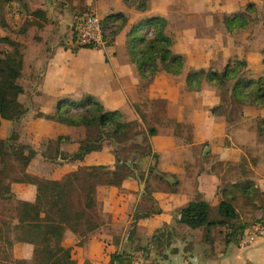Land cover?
I'll list each match as a JSON object with an SVG mask.
<instances>
[{
	"label": "trees",
	"instance_id": "1",
	"mask_svg": "<svg viewBox=\"0 0 264 264\" xmlns=\"http://www.w3.org/2000/svg\"><path fill=\"white\" fill-rule=\"evenodd\" d=\"M147 0H123L128 8L137 11L146 9ZM15 2L19 8L27 6V0H0V5ZM77 15V18L89 13ZM37 14V13H36ZM259 23L264 31V8L258 15L256 5L249 2L237 12L224 16L223 24L231 36L242 33L250 24ZM127 18L122 13L105 16L101 28L105 46H113L115 37L125 28ZM167 22L158 16H146L132 24L125 36V46L129 61L135 67L141 79L140 88H148L157 73L164 72L170 76H181L185 71V56L174 54L171 50L172 38L166 33ZM73 30V28H72ZM75 40V33H73ZM0 42L7 46L0 52V128L2 121L12 124L20 123L29 109L19 97L26 91L21 83L24 68L23 45L14 39L1 37ZM77 45V44H76ZM70 49L73 53L81 48L97 49L92 46L77 45ZM264 54V50L262 51ZM264 66V57L261 60ZM185 84L189 91L199 92L204 85L216 89L221 98L227 101L228 109L223 104L213 107L214 116H224L226 122L233 124L234 112L241 114L244 108L264 106V70L253 76L247 69L244 60L236 57L227 60L220 70H191L186 73ZM160 104L158 101L140 100L133 108L140 121L124 122L117 111H106L92 96L80 101L63 98L56 102L51 114L38 113L36 116L71 129L83 132L82 136L58 135L48 139L43 149L37 152L31 145L20 141L18 131L11 128L5 138H0V201L1 206L14 203V215L0 218V239L7 247L14 243L31 247L30 260H18L17 264H76L71 258V249L63 248L61 243L67 232L79 236L76 243L79 247L86 245L90 239L101 233L103 220L97 218L102 204L96 200V177L109 175V185L120 188L123 181L133 179L143 185V194L137 211L130 224L132 232L135 221L159 213L152 193L155 188L151 180L165 183L169 192L175 193V183L169 185L163 174H155L157 156L153 154L149 138L156 134L155 125L162 123L158 111L144 114L141 108L145 104ZM154 105H150L151 108ZM228 115H224V111ZM257 133L264 136V116L255 119ZM105 143L112 148L114 163L112 168L104 165L81 166L64 175L60 180L40 178L27 173V169L37 155L49 164L63 166L68 163L81 162L92 152H99ZM72 148V149H69ZM74 147V149H73ZM150 157L155 165L147 171L139 165L141 159ZM245 173H247L245 171ZM13 184L30 185L35 190L32 201L16 200L12 196ZM219 187L217 192L220 201L215 209L204 201L189 202L178 211V223L191 230H202V239L214 250L239 247L245 232L254 226L264 227V189L255 186L246 177L226 187ZM261 190V191H260ZM237 194L248 200L259 212L247 217L239 213L233 202ZM218 239L215 242V229ZM100 233L98 234L97 232ZM12 235V240L9 238ZM156 238V235L153 236ZM115 240H118L117 237ZM114 240V242H115ZM157 242L159 239L157 237ZM115 245H117L115 243ZM83 264H91L85 260ZM107 264H133L132 258L115 251L110 255Z\"/></svg>",
	"mask_w": 264,
	"mask_h": 264
},
{
	"label": "crops",
	"instance_id": "2",
	"mask_svg": "<svg viewBox=\"0 0 264 264\" xmlns=\"http://www.w3.org/2000/svg\"><path fill=\"white\" fill-rule=\"evenodd\" d=\"M200 1L208 4L206 0H147L144 11L128 8L123 3V0H91L84 4L81 10L71 0H27V6L23 8H19L15 2L10 3L17 8L18 12L23 13L26 10L29 11L28 19L31 25L26 31L24 29L20 31V34H17L13 39L23 45L24 68L26 65L44 66L42 74L39 75L41 78L46 77L48 72L50 58L47 57V54L50 45L53 40L56 41L58 39L57 42L60 41L59 35H64L66 26L69 27V31L71 32L79 11L88 9L89 12L94 13L101 20L110 14L122 13L127 18V24L115 37L114 45L87 50L89 52L99 51L94 61L96 64L95 68H88L86 71L88 78L90 77L89 80L94 83L90 85L87 94L96 99L103 106L104 110L119 112L121 120L124 122L140 121L139 115L133 108V105L139 103L140 100L158 101L160 103V107L156 110L162 123L155 125L156 134L149 138L152 152L157 156L156 170L154 173L163 174L164 180L169 185L175 183L176 192H169L165 183H163V187L160 189H155L152 197L156 202L155 206L160 212L137 219L133 232L131 227L126 228V233L124 231L116 234H113V232H104L92 237L83 247L75 246L76 237L70 232H67L61 246L71 249V258L76 264H83L85 260H88L91 264H107L112 253L115 251L123 252L114 243L116 237L119 238V241L123 240L128 242L127 249L124 253L133 257V264H142L143 262L145 264H264V237L257 238L252 245L244 249L229 246L228 248H233L230 255L226 254L228 248L221 247L214 250L203 239L202 243L206 246L205 250L191 249L188 251L184 248V241H181L177 237L183 231H189L183 230L180 226L181 224L178 223V211L184 201L189 203L200 198L199 201H204L211 206L210 200L207 198V196L209 197L207 195L208 193L211 195V198H217L219 187H224L223 185L226 187L228 184L244 180L246 177L251 179L256 187L260 189L264 188V182L257 178L255 179L256 176L254 174L256 171L251 167L249 168L248 165L250 162L248 163L246 158H242L241 160L242 154L240 157L238 156V161L241 160V162L236 165L232 164L234 169L233 176H231L229 172L230 163H234V160L237 161V158L227 152V154L217 152L223 148L224 150H230L234 145L225 136V124L227 123L218 116L211 115V106L209 108L207 106L209 103H213L212 107L219 106L220 104H218L219 102H214L211 95L208 96V93L204 90L205 85L201 91L191 92L185 84L187 72L208 69L210 67L214 68V70L218 69L219 71V69H222L226 65L227 60L233 57H236L238 60H244L247 63L249 73L253 76H258L256 75V71L260 70V64L262 63L261 56L256 58L255 54L251 52L246 53V43H243L244 48H240L241 46L237 44V41L234 42L235 40H232V36L225 29L223 19H220L218 26H214V24L207 21L210 24L204 25L199 32L192 17L201 11L205 13L206 7L204 4L199 5ZM249 2L255 4V0H235L236 5L234 3L233 6H238L237 10L229 11L228 8H225L222 12L226 11L227 14L224 15H229V13L239 11V8L243 9ZM217 7L221 10L219 4ZM219 12L221 15L222 12ZM146 16H158L166 20V33L172 38L171 50L174 54L185 56L186 63L185 71L181 76L173 77L164 72H159L152 84L148 88L143 89L142 91H146L141 93L139 89H141L140 85L142 81L137 75L135 67L129 61L125 46V36L132 24ZM183 18L188 19L182 24ZM173 24L175 27L170 29ZM251 25L243 31L247 36L251 33ZM72 40L73 30L68 43L71 44V47H75L76 44ZM30 45L36 50L34 53L35 60L27 63L25 60V52L29 51ZM33 45L37 46L38 50ZM63 49L64 51L70 50L64 47ZM247 49L251 50L248 47ZM260 49L264 48L262 47ZM256 52L260 54L258 51ZM262 56L264 57L263 54ZM31 77L33 78L32 83L36 84L32 88L34 92L47 90L42 86L41 80H39V84L36 76L33 75ZM108 80H113L114 83L109 85L107 84ZM81 94L79 92L74 96L83 99V95ZM77 101L80 100H76L75 102ZM48 110L41 108L38 113L51 114L53 112L45 113ZM251 110L258 111L259 108H244L243 118L251 119L248 113ZM153 111L155 109L151 108L150 105L148 108H141V112L144 114H149ZM258 114L251 116H254V119L256 117H262V115ZM44 123H47L53 130L52 134L50 133L46 136L49 139L55 138L58 135H70L67 132L73 130L67 127V131L60 132L57 129V125L60 124L46 120H44ZM183 127L190 130L187 148L195 153L199 151V157L193 159L195 163L189 165L190 170L188 171V176L193 178L192 184L195 191H193V194L195 195L196 193V196L194 197L192 195L187 199H184V193L180 190L181 178L184 176L176 170V166L183 163L181 154L177 153L181 150V145L178 143L177 138H180L178 137L179 132ZM42 136L44 135L38 132L37 137L40 138ZM214 142H218L220 146L212 154L211 144H214ZM111 152V146L105 143L101 151L90 153L83 161L59 166L65 169L64 174L57 178L53 177L48 179L60 180L64 175L75 171L81 166L104 165L112 168L114 158ZM151 160L152 158L150 157L143 158L139 162V165L142 168L155 165L153 160V163H151ZM257 161L255 160L253 162L257 163ZM207 165H209V168H207ZM217 167H219V171H216ZM109 180V175H98L96 177V192L97 194L99 193V197L96 196V200L102 204V210L111 218H109L110 221L112 220L115 223L119 218L128 219L125 226H129L133 222V216L141 202L143 185L138 184L133 179H126L123 181L121 187L117 188L110 186ZM21 185L24 186L26 184ZM28 186L32 187L30 185ZM32 191L30 198H19V200L32 201L35 195L33 187ZM149 225H151V229L148 233L147 229ZM162 227H165L166 230L157 233V230L159 231ZM193 231H197V233L202 235V230ZM155 235L156 238L153 237ZM140 236H145L146 240L148 239L147 242L150 243L149 248L146 245L144 247L137 245ZM157 237L159 242H155L157 241ZM157 244L161 245L159 249H157ZM150 248H156V251L154 249L149 250ZM143 251L147 256L149 254L151 257L149 261L145 259L147 256L142 259L137 256L139 252L142 253Z\"/></svg>",
	"mask_w": 264,
	"mask_h": 264
},
{
	"label": "rangeland",
	"instance_id": "3",
	"mask_svg": "<svg viewBox=\"0 0 264 264\" xmlns=\"http://www.w3.org/2000/svg\"><path fill=\"white\" fill-rule=\"evenodd\" d=\"M71 1L75 3L76 5H78L81 10L84 4L88 3L91 0H71ZM245 1H250V0H245ZM206 2H208V4L203 1L199 2V5L200 4L205 5L206 7L205 13L201 11L193 15L194 17H192V19L195 21V25H197V30L199 32H200V29L204 27V25H207L210 23L214 24V26H218L220 19L222 20L223 17L225 16L224 14H227L226 11L222 12V10H224L225 8H228L229 11L238 9V6H233V4L235 3V0H232V1L231 0H206ZM218 4L221 6V10L218 9L217 7ZM255 5L257 8L258 15H260L264 8V0H255ZM240 9L241 8H239V10ZM219 11L222 12L221 14L222 17ZM82 13L84 12L79 11L78 15ZM28 17H29L28 10L22 13V12H18L17 8L14 5H11V4L10 5H0V38L1 36H5V37L13 39L17 34H20V31H22L23 29L26 31L27 28L31 25V22L29 21ZM187 19L188 18H183V21L181 23L183 24ZM207 21L210 23H208ZM259 25H260L259 23H254V24L252 23L251 25L252 29L250 30L251 33L248 36L246 35L245 32H242V33L233 35L232 40H235L234 42L237 41V44L241 46L240 48L242 47L244 48L243 43H246L245 45L246 53L251 52L256 55V58L259 56L263 58L262 50L264 49H260V48L262 47L264 48V31H263L262 26L261 25L259 26ZM174 27L175 25L173 24L170 27V29H173ZM71 35H72V30L70 32L69 27L66 26L64 35H61V36L59 35L60 37L59 40L61 42L60 41L57 42L58 39L56 41L53 40L52 44L50 45V49L48 50V54H47V57L50 58L49 59L50 61L48 64V72H47L46 77L41 78L39 76L40 74H42L44 66L40 67L39 65H36V66L26 65V67L23 70L24 74H23V77L20 83L23 87H25L26 91L23 93V95L19 97V101L25 107L29 109V113L24 119H22V121H20V123H17V124H12L9 121H2V126L0 128V138H5L8 135L11 128L13 127V129L18 131V133L20 134V141L22 143L29 144L37 152H40L43 149L44 144L47 141V139H49L46 136L49 135L50 133L52 134L53 130L49 125H47V123L46 124L44 123V120L39 119L36 116L39 110H41V108H43L44 110L49 109L45 113H50L51 111H53V107L56 104V102L60 99L70 98L71 100H74V101L82 100V98H76L74 96L79 92L82 93L81 95H83V98L89 95L87 94L88 89H90V85L94 83L89 80L90 77L88 78L86 71L88 70V68H92V69L95 68L96 64L94 61L97 55L99 54L98 53L99 51L89 52L87 50H91V49H84V48L79 49L76 53H72V51L70 50L64 51L63 46H66V45H68L69 47L71 46V44L68 43L69 37ZM244 37L246 38L244 39ZM25 39L27 38L25 37ZM34 47H37V46H34ZM247 47L251 48V50H248ZM6 48L7 46L0 42V52ZM37 50H38V47H37ZM35 51L36 50L33 49L32 45H30L29 51L25 52V60L27 63H31L32 61L35 60V56H34ZM256 51H258L260 54H258ZM259 69L260 70L256 71L257 72L256 75H259L264 70V66L262 65V63L260 64ZM216 70L218 71V69ZM220 70L221 69H219V71ZM33 75L36 76L38 83H39V80H41L42 86L44 87V89H47L46 91L34 92L32 90V88L36 85L32 83L33 78L31 76ZM113 83H114L113 80L107 81V84L109 85H112ZM142 90H143L142 88L139 89L141 93L146 91V90L144 91ZM204 90L206 91V93H208V96L211 95L213 97L214 102H219L218 104H223L224 107L228 109L227 101L224 100L223 102V99L221 98L220 93L216 89H212L211 87L205 85ZM149 105H154L153 106L154 109H157L160 107V105L157 103L150 104L149 102H147L144 107L148 108ZM207 106L208 108L211 106L210 114L213 115L211 113V109L213 108L212 107L213 103H209ZM253 111L254 110H251V112L247 111L250 114L249 117H251V119L243 118L244 117L243 110L241 114L234 112L233 114H231V117L232 118L234 117L233 124L227 123L224 116H218L221 120L227 123L225 124L226 125L225 136H226V139L227 140L230 139L229 142H232L234 145L232 146V149L230 150L228 149L224 150L223 148V149H219L217 152L220 154H225L226 152L228 154H233V156L237 158L236 159L237 161L234 160V163L233 162L230 163L231 165L239 164L242 158H246L248 160V163L250 162L248 165L249 168L251 167L256 171L255 174L253 173L256 176L255 179L257 178L264 182V136L262 137L258 136L257 124L255 121L257 117L254 119L253 118L254 116H251L254 114H258V113H259L258 115L264 116V106L259 108L258 111H254V112ZM224 115L226 116L228 115L227 110L224 111ZM200 119H201V116H200ZM57 129L60 132L68 130L67 127H63L62 125L61 126L57 125ZM38 132H41V134H43L44 136L40 138L37 137ZM189 132L190 130H188V128L183 127L179 132L178 137L180 138H177L178 143H180L181 145V150H179V152L177 153L181 154L183 158V163L181 165H177L176 170H178L179 171L178 173L184 176L181 178L182 182L180 185V190L181 192L183 191L184 193V199H187L192 195L194 197L196 196V193L195 195L193 194V191H194L193 184H192L193 178H190L188 176L189 174L188 171L190 170L189 165H192L195 163L193 159H197L199 157V151L195 153L191 151V149L187 148V145L189 144L188 139L190 138ZM67 133H69L73 137H79V136H82L83 134V132L78 129L70 130ZM214 144H211L212 154H214L216 149L220 146L218 142H214ZM69 149L71 148L69 147ZM241 154H242L241 160L238 161ZM152 160H151V163H153ZM255 160H258L257 163L253 162ZM231 165L229 167L230 168L229 172L231 173V176H233L232 173H233L234 167L233 165L232 166ZM208 166L209 165H207V168H209ZM149 167L147 166L142 169H145V171H147ZM218 169L219 167L216 168V171H219ZM235 170H237V168H235ZM27 172L30 174H34L37 177L48 179V178H53V177L57 178V177L62 176L65 172V169H62L61 167L57 165L44 162L41 159V157L37 155L35 159L31 162L30 166L28 167ZM150 183L152 184V187L155 189H160L161 187H163L162 183H157L153 180H151ZM15 185H18V186H15ZM31 191H32V187H29L28 185L20 186V184H13L11 186L12 196L15 199V201L19 200V198L21 199L30 198ZM207 195H209V197L207 196V198L208 200H210L211 207L215 209L217 204L220 201V198L219 197L211 198L210 197L211 195L209 193ZM96 196L99 197V193L97 194L96 192ZM236 198L237 200H235L233 204L239 213H243L247 217L253 216V215L256 216L258 214L259 211L255 207L261 204L260 200H256V202L254 203L255 204L254 205L255 207H254L252 203H250L248 200L243 199L241 194H237ZM199 200L200 198L195 199L193 201H199ZM186 203L187 202L184 201L181 204L180 209ZM6 205L7 206H1V201H0V218H1V214H3L4 217L14 215V203L6 204ZM96 214H97V218H100V220H103L104 221L103 224L105 223V225L101 226L100 228L101 233L99 231L97 232L98 234L99 233L102 234L104 232L106 233L113 232V234H116L121 231H124L126 233L127 231L126 228L131 227L130 225L125 226V223L128 221V219L119 218L117 219L115 223H113L112 220L110 221L111 219L110 217H105L104 219L103 217L104 215L99 210L96 212ZM180 226L183 228V230H189L187 232L183 231L182 233L177 235V237H179L181 241H184L183 244H185L184 245L185 249H187L188 251L191 249H195V250L198 249L201 251L206 249V246L202 243L203 241H202L201 234L197 233V231L195 232L189 229L188 227L184 225H180ZM150 229H151V225L148 226V229H147L148 233L150 232ZM164 230H166L165 227H162L159 229V231L157 230V233L164 231ZM219 230H220L219 228L215 229V232H214L215 242L217 241L216 239H218L217 232ZM71 234L75 236L73 233ZM75 237H76L75 246H78L76 243L78 242L80 237L79 236H75ZM9 238L12 240L11 234H9ZM117 239L118 240H115L114 243H116L120 247L121 251L125 252L127 249L128 242L123 241V240L119 241L118 237ZM147 240L145 236H140V240L139 242H137V245L141 247H144V245H146L149 248L150 243H148ZM222 246L223 245H221V247ZM160 247L161 245L157 244V249H159ZM153 249L150 248L149 250H153ZM232 250L233 248L231 247L228 248L226 254L230 255ZM145 254L146 253L143 251L142 253L139 252L137 256H139L140 259H142L143 257L147 256V254L146 255ZM147 257L145 259L146 261H149L151 257L150 256L148 258ZM30 258H31V247L30 246L14 243L13 246L10 248V247H7L3 242H1V239H0V264H17L16 262L18 260H30ZM131 258L133 260V257ZM142 264H145V262H143Z\"/></svg>",
	"mask_w": 264,
	"mask_h": 264
},
{
	"label": "built area",
	"instance_id": "4",
	"mask_svg": "<svg viewBox=\"0 0 264 264\" xmlns=\"http://www.w3.org/2000/svg\"><path fill=\"white\" fill-rule=\"evenodd\" d=\"M73 33H75V40H72V42L75 44L95 48H103L105 46L101 19L92 12L84 14L75 20ZM260 237H264L263 226L257 225L249 228L240 240L238 248L244 249L252 245Z\"/></svg>",
	"mask_w": 264,
	"mask_h": 264
}]
</instances>
